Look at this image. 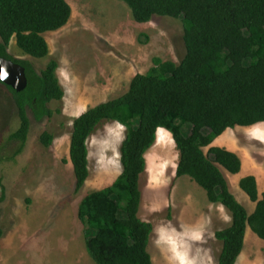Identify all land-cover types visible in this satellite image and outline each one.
Segmentation results:
<instances>
[{"label":"trees","instance_id":"obj_1","mask_svg":"<svg viewBox=\"0 0 264 264\" xmlns=\"http://www.w3.org/2000/svg\"><path fill=\"white\" fill-rule=\"evenodd\" d=\"M119 1L140 24L156 16L182 19L187 54L179 65L155 59V68L135 76L127 94L74 120L70 161L77 192L90 178L89 139L109 123L118 122L126 129L122 174L111 187L88 195L80 206L81 222L95 233L86 242L88 253L96 264H154L148 251L154 228L140 218L141 181L148 171L147 155L157 144L159 130L165 129L179 152L176 177H189L206 191L211 204L230 213L231 226L216 233L223 243L218 264H237L248 229L264 241V192L260 198L255 176L240 181V188L256 204L249 214L220 169L241 174V158L213 144L229 129L264 123V0ZM71 18L66 0H0V57L23 66L28 79L22 92L0 82L12 93L18 109L20 126L9 140L21 143L19 154L31 131L29 113L37 122L62 114L51 106L63 103L65 91L57 61L37 72L30 62L11 56V42L16 39L26 55L45 59L50 55L45 35L65 28ZM40 141L51 148L55 137L45 132ZM4 201L0 190V246Z\"/></svg>","mask_w":264,"mask_h":264},{"label":"rangeland","instance_id":"obj_2","mask_svg":"<svg viewBox=\"0 0 264 264\" xmlns=\"http://www.w3.org/2000/svg\"><path fill=\"white\" fill-rule=\"evenodd\" d=\"M67 2L72 8L68 25L45 35L49 57L39 60L26 55L16 39L9 48L14 59L30 62L37 72L57 61L65 91L63 103L51 106L54 111L61 109L62 114L37 122L29 113L31 131L20 154L21 143L9 140L20 126L18 109L12 93L0 83V190L5 194L0 264H96L86 246L95 233L81 222L79 210L88 195L111 187L122 174L126 129L120 131L117 123H109L89 139L90 178L77 192L70 161L74 120L127 94L135 76L147 75L155 68V59L179 65L187 54L182 19L156 16L150 23L140 24L119 0ZM160 130L156 146L147 155L148 171L141 181L140 218L154 228L148 251L154 264H175L169 246L157 244V230L189 227L203 236L193 243V253L204 264H218L223 243L216 239V233L230 227L232 217L221 205L211 204L206 191L189 177H176L179 152L173 137L165 139ZM45 132L55 137L51 148L40 141ZM224 135L241 158L243 172L256 177L262 198L264 123L259 128L229 129ZM220 169L231 192L252 214L256 204L240 188L242 175ZM237 264H264V241L251 229Z\"/></svg>","mask_w":264,"mask_h":264},{"label":"clouds","instance_id":"obj_3","mask_svg":"<svg viewBox=\"0 0 264 264\" xmlns=\"http://www.w3.org/2000/svg\"><path fill=\"white\" fill-rule=\"evenodd\" d=\"M116 127L120 131L124 129V125L118 122ZM157 233L159 237L156 241L157 244H166L169 246L175 264H204L202 258L198 254L193 253L192 247L193 243L203 239L202 233L188 230L178 231L174 227H161L157 230ZM209 264H211L210 261Z\"/></svg>","mask_w":264,"mask_h":264},{"label":"water","instance_id":"obj_4","mask_svg":"<svg viewBox=\"0 0 264 264\" xmlns=\"http://www.w3.org/2000/svg\"><path fill=\"white\" fill-rule=\"evenodd\" d=\"M0 82L16 92L24 91L28 86L26 69L0 57Z\"/></svg>","mask_w":264,"mask_h":264},{"label":"crops","instance_id":"obj_5","mask_svg":"<svg viewBox=\"0 0 264 264\" xmlns=\"http://www.w3.org/2000/svg\"><path fill=\"white\" fill-rule=\"evenodd\" d=\"M67 1V0H66ZM162 131H164L163 132V137L165 138V139H170L172 136H171V134L167 131V130H165V129H161ZM159 133V132H158ZM159 135V134H158ZM170 136V137H169ZM223 136V135H222ZM220 137V138H218L215 142H214V144H213V146L214 147H220V148H225V149H227V150H229V151H231V152H234L235 153V150L234 149H232L231 147H229V144H230V138H226L225 137V135L223 136V137ZM158 138H159V136H158ZM158 142V141H157ZM237 154V153H236ZM239 175H242V179L243 178H245V177H248V176H253V175H251V174H248V173H244L243 172V169H242V172H241V174H239ZM241 179V180H242Z\"/></svg>","mask_w":264,"mask_h":264},{"label":"bare ground","instance_id":"obj_6","mask_svg":"<svg viewBox=\"0 0 264 264\" xmlns=\"http://www.w3.org/2000/svg\"><path fill=\"white\" fill-rule=\"evenodd\" d=\"M261 125H262V124H260V125H257L256 127H258V128H259V127H261ZM253 128H254V127H253ZM254 130H255V129H254ZM160 131H161V130H160ZM262 134H263V133H262ZM199 226H200V225H199ZM187 230H188V231H194V229H192V228H189V227L187 228ZM168 250H169V249H168Z\"/></svg>","mask_w":264,"mask_h":264}]
</instances>
